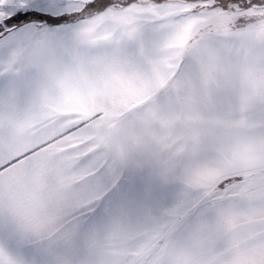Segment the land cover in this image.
<instances>
[{
	"label": "snow or ice",
	"instance_id": "6c2138e0",
	"mask_svg": "<svg viewBox=\"0 0 264 264\" xmlns=\"http://www.w3.org/2000/svg\"><path fill=\"white\" fill-rule=\"evenodd\" d=\"M0 264H264V0H0Z\"/></svg>",
	"mask_w": 264,
	"mask_h": 264
}]
</instances>
